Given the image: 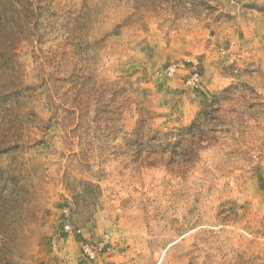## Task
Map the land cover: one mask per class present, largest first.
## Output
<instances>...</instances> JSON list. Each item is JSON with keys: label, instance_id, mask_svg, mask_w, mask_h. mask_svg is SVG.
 Listing matches in <instances>:
<instances>
[{"label": "rangeland", "instance_id": "rangeland-1", "mask_svg": "<svg viewBox=\"0 0 264 264\" xmlns=\"http://www.w3.org/2000/svg\"><path fill=\"white\" fill-rule=\"evenodd\" d=\"M0 264H264V0H0Z\"/></svg>", "mask_w": 264, "mask_h": 264}, {"label": "built area", "instance_id": "built-area-1", "mask_svg": "<svg viewBox=\"0 0 264 264\" xmlns=\"http://www.w3.org/2000/svg\"><path fill=\"white\" fill-rule=\"evenodd\" d=\"M63 228L65 233L78 238L81 254L89 260L95 259L103 252V250L108 249V241L106 240V237H103L102 241L99 242V245L97 246L88 241V235L85 233L84 229L74 226L68 220L64 221Z\"/></svg>", "mask_w": 264, "mask_h": 264}]
</instances>
